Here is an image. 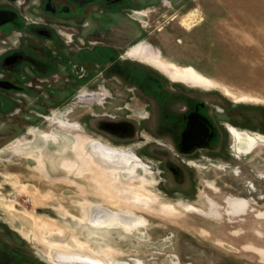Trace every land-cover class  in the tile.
<instances>
[{
  "label": "rangeland",
  "instance_id": "1",
  "mask_svg": "<svg viewBox=\"0 0 264 264\" xmlns=\"http://www.w3.org/2000/svg\"><path fill=\"white\" fill-rule=\"evenodd\" d=\"M128 13L98 21L120 58L98 68L96 95L32 106L23 129L0 115V235L48 264H264V0H142ZM185 101L220 125L221 154L182 163L155 135ZM143 122L154 134L112 139ZM95 207L137 222L95 225Z\"/></svg>",
  "mask_w": 264,
  "mask_h": 264
},
{
  "label": "flooded vegetation",
  "instance_id": "2",
  "mask_svg": "<svg viewBox=\"0 0 264 264\" xmlns=\"http://www.w3.org/2000/svg\"><path fill=\"white\" fill-rule=\"evenodd\" d=\"M141 1L0 0V115L10 116L4 122L15 118L12 124L23 129L24 114L40 116L32 106L46 113L66 99L83 95L79 94L82 88L90 87L96 95L98 68L108 72L103 62H119L120 58L117 47L98 41V21L128 16ZM129 43L127 39L121 48ZM206 110L203 103L185 101L180 113L162 117L167 121L163 126L173 131L154 132L164 141V134L173 137L182 163L202 153H222L221 127ZM144 132L153 133L150 124L143 122L137 123L136 137L111 136L125 142L144 138ZM15 239L0 235V264H48L28 250L23 240Z\"/></svg>",
  "mask_w": 264,
  "mask_h": 264
},
{
  "label": "bare ground",
  "instance_id": "3",
  "mask_svg": "<svg viewBox=\"0 0 264 264\" xmlns=\"http://www.w3.org/2000/svg\"><path fill=\"white\" fill-rule=\"evenodd\" d=\"M188 19V18H187ZM186 22V21H185ZM102 150V149H101ZM111 156L115 157V154L112 152L107 151ZM118 218L120 220V223L125 225L127 228L131 227L133 224L137 222L136 217H133L128 214H122L113 212L109 209L103 208V207H95L91 222L95 225H109L111 219Z\"/></svg>",
  "mask_w": 264,
  "mask_h": 264
},
{
  "label": "crops",
  "instance_id": "4",
  "mask_svg": "<svg viewBox=\"0 0 264 264\" xmlns=\"http://www.w3.org/2000/svg\"><path fill=\"white\" fill-rule=\"evenodd\" d=\"M192 70L195 72V70L192 68ZM196 74H198L197 72H195ZM198 75H200V74H198Z\"/></svg>",
  "mask_w": 264,
  "mask_h": 264
}]
</instances>
